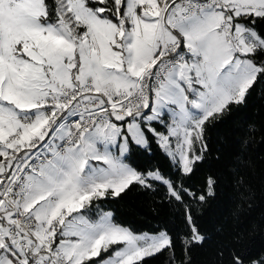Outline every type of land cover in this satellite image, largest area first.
Segmentation results:
<instances>
[{
  "label": "snow or ice",
  "instance_id": "6c2138e0",
  "mask_svg": "<svg viewBox=\"0 0 264 264\" xmlns=\"http://www.w3.org/2000/svg\"><path fill=\"white\" fill-rule=\"evenodd\" d=\"M264 81V0H0V264H147L173 233L137 234L101 207L133 186L184 206L207 128ZM158 149L178 174L140 171ZM223 260V252L218 253ZM230 264H264L235 251Z\"/></svg>",
  "mask_w": 264,
  "mask_h": 264
},
{
  "label": "trees",
  "instance_id": "16d2710c",
  "mask_svg": "<svg viewBox=\"0 0 264 264\" xmlns=\"http://www.w3.org/2000/svg\"><path fill=\"white\" fill-rule=\"evenodd\" d=\"M205 143L206 159L184 185L192 191L202 190L210 175L218 179V185L206 204L185 201L210 237L203 246L191 248L190 264H230L233 251L258 259L264 256V81L255 86L245 104L233 105L229 114L207 128ZM132 162L140 171L160 168L169 177L178 175L155 148L151 153L138 150ZM101 207L111 210L136 233L169 230L176 237L174 251L179 264L183 257L181 238L187 235L184 206L170 200L164 185L153 184L152 189L133 186ZM171 261L172 254L165 251L149 258L147 264Z\"/></svg>",
  "mask_w": 264,
  "mask_h": 264
},
{
  "label": "rangeland",
  "instance_id": "374dc122",
  "mask_svg": "<svg viewBox=\"0 0 264 264\" xmlns=\"http://www.w3.org/2000/svg\"><path fill=\"white\" fill-rule=\"evenodd\" d=\"M144 233H147V234H155V233H148V232H137V234H144Z\"/></svg>",
  "mask_w": 264,
  "mask_h": 264
}]
</instances>
